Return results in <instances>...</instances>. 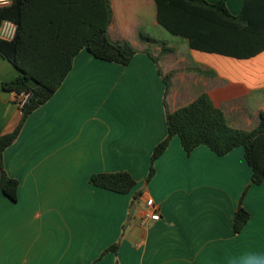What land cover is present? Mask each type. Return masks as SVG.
Listing matches in <instances>:
<instances>
[{
	"label": "crops",
	"instance_id": "crops-1",
	"mask_svg": "<svg viewBox=\"0 0 264 264\" xmlns=\"http://www.w3.org/2000/svg\"><path fill=\"white\" fill-rule=\"evenodd\" d=\"M34 1H43V35L50 42L58 37L74 50L99 28L100 0ZM226 1L234 16L247 2ZM154 2L109 0L108 34L134 46L131 64L80 49L62 86L3 153L4 169L19 190L16 202L0 191V264H253L254 255H264V182L252 184L242 147L221 157L200 146L188 155L174 136L147 182L154 149L168 136L167 108L175 111L209 94L230 127L250 132L258 126L264 51L249 59L208 54L175 36L174 45L166 44L171 52L162 55L170 33L160 26ZM141 34L159 43L143 41ZM159 69L173 73L167 106ZM19 74L0 56V136L21 121L15 93L2 87ZM119 172L136 179L130 194L89 183L94 174ZM245 191L250 220L235 233ZM139 192L143 209L130 219ZM148 197L159 205L160 221H142ZM121 236L118 253L101 256Z\"/></svg>",
	"mask_w": 264,
	"mask_h": 264
},
{
	"label": "trees",
	"instance_id": "trees-1",
	"mask_svg": "<svg viewBox=\"0 0 264 264\" xmlns=\"http://www.w3.org/2000/svg\"><path fill=\"white\" fill-rule=\"evenodd\" d=\"M154 1L160 26L171 35L186 40L192 50L239 59H249L264 51V0H247L242 12L237 16L229 12L226 0L215 4L207 0ZM105 4L107 12L103 13ZM100 5L99 28L83 39L74 50L62 46L58 37L50 42V39L43 35V1L12 0L9 7L0 8V25L8 20L18 26L15 40H0V56L8 59L20 71L15 80L5 83L2 87L5 91L17 95L29 94L16 129L0 136V191L15 202L18 199L19 182L9 177L5 171L3 153L17 140L29 116L51 100L62 86L80 49L86 48L95 58L122 66H129L137 54L129 41L115 42L110 38L108 26L112 21V11L109 0H100ZM141 39L159 43L158 40L143 34ZM170 52L171 48L162 44V55ZM158 72L166 85L164 98L167 106L166 98L172 88L173 73L164 75L160 69ZM31 81L36 85L31 86ZM166 123L168 136L154 149L148 183L155 177V162L167 151L174 136L180 138L181 145L188 155L200 146L208 147L221 157L237 147H242L252 169V184L259 185L264 182V111L261 112L258 126L253 131L235 129L228 125L223 109L216 105L209 94H203L175 111L167 108ZM136 182L129 172L98 173L89 180L91 185L117 194H130ZM141 194L142 192H139L135 195L132 208ZM245 194L246 191L235 212V233H241L250 220V214L243 206ZM118 249L120 245L114 244L101 256L108 253L116 255Z\"/></svg>",
	"mask_w": 264,
	"mask_h": 264
},
{
	"label": "built area",
	"instance_id": "built-area-1",
	"mask_svg": "<svg viewBox=\"0 0 264 264\" xmlns=\"http://www.w3.org/2000/svg\"><path fill=\"white\" fill-rule=\"evenodd\" d=\"M12 4V0H0V8L9 7ZM18 33V26L12 21L5 20L0 25V40L10 42L16 39ZM16 102L20 107V111L24 108L29 99L28 93L15 94ZM146 208L142 213V221L144 223L157 222L161 220V213L159 205L155 203L153 199L148 197L146 199Z\"/></svg>",
	"mask_w": 264,
	"mask_h": 264
},
{
	"label": "rangeland",
	"instance_id": "rangeland-1",
	"mask_svg": "<svg viewBox=\"0 0 264 264\" xmlns=\"http://www.w3.org/2000/svg\"><path fill=\"white\" fill-rule=\"evenodd\" d=\"M177 37L173 36V35H170L168 34V37L165 38V40L162 41L163 44H167V45H174L175 44V40H176ZM154 45L151 47L152 50H154ZM180 50V52L182 51V47L180 46V48L178 49ZM184 50V49H183ZM149 175V173H148ZM147 182H148V176H147ZM146 182V183H147ZM134 200V199H133ZM132 200V201H133ZM135 208V219L137 218L138 216V213L143 209V202L139 199L136 204L134 205ZM129 223L126 222L125 226L128 227ZM122 241V236L119 238L118 240V244H120V242Z\"/></svg>",
	"mask_w": 264,
	"mask_h": 264
},
{
	"label": "clouds",
	"instance_id": "clouds-1",
	"mask_svg": "<svg viewBox=\"0 0 264 264\" xmlns=\"http://www.w3.org/2000/svg\"><path fill=\"white\" fill-rule=\"evenodd\" d=\"M253 264H264V255H254Z\"/></svg>",
	"mask_w": 264,
	"mask_h": 264
},
{
	"label": "water",
	"instance_id": "water-1",
	"mask_svg": "<svg viewBox=\"0 0 264 264\" xmlns=\"http://www.w3.org/2000/svg\"><path fill=\"white\" fill-rule=\"evenodd\" d=\"M134 212H135V208H131V210H130V212H129V217H130V219L133 218Z\"/></svg>",
	"mask_w": 264,
	"mask_h": 264
}]
</instances>
